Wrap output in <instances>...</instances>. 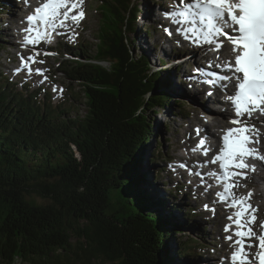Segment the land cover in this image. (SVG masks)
I'll return each instance as SVG.
<instances>
[{"label": "trees", "instance_id": "trees-1", "mask_svg": "<svg viewBox=\"0 0 264 264\" xmlns=\"http://www.w3.org/2000/svg\"><path fill=\"white\" fill-rule=\"evenodd\" d=\"M96 2L93 55L86 51L81 60L78 46L61 47L73 57L62 65L81 87L83 116L42 90H15L0 70V264H177L176 256L201 247L188 238L172 253L184 223L144 188L151 185L145 159L164 158L150 152L154 118L189 113L181 104L171 110L178 103L166 61L155 65L145 52L136 54L138 4ZM3 7L0 0V15ZM4 48L0 34V53ZM35 196L44 203L30 201Z\"/></svg>", "mask_w": 264, "mask_h": 264}, {"label": "rangeland", "instance_id": "rangeland-1", "mask_svg": "<svg viewBox=\"0 0 264 264\" xmlns=\"http://www.w3.org/2000/svg\"><path fill=\"white\" fill-rule=\"evenodd\" d=\"M129 2L138 4L140 11L134 26L135 32L131 35V38L134 39V46L137 48L136 54L145 52L152 64L155 65L158 59H166L168 61L165 67L171 83L169 94L178 103L171 110H178L177 107L181 104L184 106V110L189 113L186 117L174 118L173 112L160 111V114L154 118V130L157 132V141L152 140L150 152L153 153L154 151V154H158L159 151H162L163 153L161 154L164 158L153 156L158 160V162L153 164L149 162L148 157L145 159L144 163L146 169H148V180L151 185H144V188L151 193L154 192L157 196L159 195L158 198L165 201L167 211L174 212L175 216L184 223L182 228L176 229V233L173 236L175 238L169 244L173 254L179 241L184 242L188 238L195 239L202 245V249H197L192 256L187 255L186 258L176 256L177 264H224L230 254L228 248L225 249L224 247V241H227L225 239L227 235L224 231V222H227L226 216L228 213L221 215L217 212L220 209L224 210L229 207L227 202L221 204L220 200L217 201L219 197L211 191V188L214 187L216 176L210 174L213 172H209L206 169L209 164L207 161H210L211 158L208 154L205 160L204 152L210 153L211 150L212 152L214 151L211 146L212 143L216 146V142L214 143L212 138L217 136L220 138L222 133L220 128L217 130L213 126L215 120L219 119L216 113L220 105L215 106L213 110H210L209 107L212 102L218 101L219 104H224L223 96L221 97L217 92L224 93L225 86L223 85L222 89L215 90L212 95H204L201 90L193 88L192 84L197 80L196 76H198L196 70L200 59L196 56V51L190 46L186 45L183 48H176L177 45L176 47L173 46L166 28L164 29V23L167 22L168 18L166 17V12L174 8L171 4H176L177 0H154V2L152 0H129ZM96 3V0L82 1V10L85 12L84 20L80 24L69 26L68 35L56 41L57 45L49 52L47 51V53H50L49 55L45 54L46 52L36 53L43 61V63L39 62L40 68H38L41 71V75L35 74L33 78H28L25 75L16 77L15 72L22 67L20 58L27 60L28 55L35 52L29 49L25 53L17 46L20 40L18 39L19 33L15 31V27L24 23L23 17L33 8L28 7L27 3L22 5L21 0H3V12H5L0 16V33L2 34V42L5 48L0 53V70L6 75L7 81L5 82H9V84L15 83L18 86L15 90L20 91V85L28 81L32 84L31 89L39 88L41 90L42 88L47 94H51L53 104H60L66 108H71L73 105L80 116H83L86 106L83 95H79V93L82 94L81 87L78 82L71 81L67 77L66 69L59 62L60 60L73 58L67 56L66 52L61 48L69 43L79 44L78 47L83 50L82 57L79 58L81 60H85L86 51L89 52L86 56H91L95 52L97 28L99 27V14L94 9ZM19 18L21 21H19ZM82 43L89 47H83ZM78 47L76 46V48ZM207 51L205 52L208 53L207 57L209 55L212 58L215 57L211 49ZM72 53L78 54L79 52L74 49ZM171 56H176L175 61L170 60L171 62H169L167 58ZM186 78L191 80H186ZM11 86L14 87L15 85ZM68 87L72 88L74 94H78V101H72L69 97ZM226 104L229 105L227 111H231L232 106L229 103ZM165 124L170 125V129L167 131L163 128ZM249 124L255 126V129L261 128L259 130V141L262 143L253 144L250 147L258 149V154L264 156V121ZM225 125L229 124L225 123ZM250 135L254 139L256 138L255 133H250ZM198 139L205 141V148L201 149ZM215 152L216 150L213 153ZM202 158L204 160L200 162ZM181 165H184V167H181ZM247 165L249 167L248 171H245L247 178H241L237 181L240 186L236 188L234 195L239 199L247 197L251 193L250 203L253 208L257 209L255 213L257 223L254 225L253 230L260 233V223L264 220V187L262 186V183H264V161L250 158V162ZM196 166L206 177H210V182H208L209 179L208 181L207 179L202 181L201 177L194 174L198 172L195 171ZM159 170L164 171L157 177L155 171ZM192 183L201 185L205 192H200L199 188L193 189L195 186H191ZM173 187L180 188L182 192H175ZM171 190L173 191L172 193H170ZM206 191H210V196L206 195ZM257 192L258 195H256ZM177 193L180 196H177ZM206 197L212 199V204H207V208L204 205ZM30 201L40 204L44 203V200L37 198V196L32 197ZM215 206L218 209L215 208L216 214L214 215L213 207ZM189 209L195 210L193 212L187 211ZM189 214L194 216H191L192 218L188 216L189 222L185 223V216ZM256 243L257 241L254 240L253 244ZM255 251L257 249H252L253 253ZM254 262L255 259L253 258L252 264ZM226 264L228 263L226 262Z\"/></svg>", "mask_w": 264, "mask_h": 264}, {"label": "snow or ice", "instance_id": "snow-or-ice-1", "mask_svg": "<svg viewBox=\"0 0 264 264\" xmlns=\"http://www.w3.org/2000/svg\"><path fill=\"white\" fill-rule=\"evenodd\" d=\"M27 3V0H25ZM79 0H47L38 5L32 14L26 17L27 27L23 29L24 43L36 45L48 34V30L55 32L57 27H63L69 18L76 22L84 17V13L78 9ZM175 15L178 20L172 23L186 24L185 31L194 35L195 41H202L220 50L221 41H231L238 49L235 56L234 69L228 64L219 65L222 71H216V66L209 64L210 70L198 68V72L204 71L208 80L201 81L214 85L219 79L223 82L229 77L228 72L242 74L236 85L238 91L228 97L235 116L231 119L233 125L225 130L222 136L223 148L215 155L209 164L219 163V171L210 173L222 182L223 191L216 195L221 202H227L228 207L236 209L233 215L227 217L234 221L236 231L233 236L225 239L234 243L231 252V264H252L253 258L258 264H264V222L260 223L261 232L254 231L257 223L255 215L257 209L250 203L251 193L247 197L237 199L233 194L234 189L240 185L237 182L241 178H247L245 171L248 168L246 158L264 161V156L258 154L259 150L249 145L259 143V133L254 126H250L249 120L253 110L261 112L264 108V0H177V7L166 12V17ZM45 27H41V26ZM231 31L237 33L233 36ZM181 29H177L179 32ZM170 33L171 29H166ZM215 42V43H214ZM45 54H48L47 52ZM30 56L28 60H32ZM23 63V61H22ZM43 63V61H41ZM40 75V69H36ZM208 95H212L211 92ZM226 111V109H225ZM264 115V112H261ZM248 116L249 120L242 118ZM250 133H255L254 139ZM205 141L198 139V144L203 147ZM207 156L208 152L205 151ZM184 167V165H181ZM203 181L204 173L195 172ZM208 206L205 205V208ZM231 224H226L225 232L231 230ZM246 240H256L257 243H246ZM257 249L255 253L251 249Z\"/></svg>", "mask_w": 264, "mask_h": 264}, {"label": "bare ground", "instance_id": "bare-ground-1", "mask_svg": "<svg viewBox=\"0 0 264 264\" xmlns=\"http://www.w3.org/2000/svg\"><path fill=\"white\" fill-rule=\"evenodd\" d=\"M30 5H32L33 6V4H34V2H35V0H28L27 1ZM171 5H173V4H171ZM3 11V10H2ZM5 12V11H4ZM2 13V12H1ZM162 15V14H161ZM168 20L172 23V21L173 20H175L174 19V16H172V17H168ZM19 21H21V19L19 18ZM18 25H20V24H18ZM25 26H26V24H24ZM185 25L186 24H182V32L184 33V34H186L187 36H190L189 34H187V33H185ZM172 26L174 27V23H172ZM171 29V32L170 33H168L169 34V37L171 38V42H173V43H171V44H173V46H175L176 47V45H177V47L176 48H183V47H185L186 45L188 46V44L186 43V42H183V40H181V39H178V40H176V42L178 41V43L176 44V42H175V39H174V36H175V34H174V30H173V28H170ZM177 36V35H176ZM191 38H192V36H190ZM172 49V48H171ZM172 51H175V50H172ZM170 55V54H169ZM208 55V54H207ZM207 55L206 56H203L202 58H203V60H205L206 58H207ZM232 55H233V50H232V48L230 47V46H225V49L220 53V58L222 59V60H225L226 62L228 61V60H230L231 59V57H232ZM209 57H210V55H209ZM171 59L170 60H173V61H175V58H176V56H171L170 57ZM30 61V60H29ZM211 64L212 65H214V66H219V65H223V64H216L215 63V61H213V62H211ZM28 66V65H27ZM29 67V66H28ZM206 68L208 69V67L206 66ZM220 68V67H219ZM166 69V68H165ZM217 69V68H216ZM217 71H218V69H217ZM201 72H203V71H201ZM229 73L230 72H228V73H226V75L228 76L229 75ZM198 74V73H197ZM206 76V77H205ZM233 76H232V72H231V77L228 79V81H229V85L231 86L232 84L234 85V81H233ZM186 80H191V79H189V78H186ZM204 80H207V75H199V79H197L193 84H192V86H193V88L195 87V89H197V90H201L202 92H203V94L204 95H208V93L209 92H214L215 90H218V89H212V87H211V85L210 84H205L204 83V85H201V81H204ZM217 82H221L220 80L218 81V80H216L215 81V83H217ZM191 83V82H190ZM223 83V84H222ZM28 84V83H27ZM221 85H224V81L223 82H221L220 83ZM42 90V89H41ZM225 90H228V88H225ZM42 92H43V90H42ZM217 94H219L220 96H222L224 93H222V92H217ZM219 96V97H220ZM41 98H42V96H40ZM205 99V98H204ZM223 100V99H222ZM209 102H212V101H209ZM208 102V103H209ZM223 102H224V100H223ZM230 104V103H229ZM217 105H220L219 106V108H218V110H217V113H216V115H217V117L219 116V119H217V120H215V122H214V128L215 129H219V128H222L224 125H225V122H226V119H227V121H228V118H229V114H228V112H226L225 113V109H226V111H227V109H228V107H229V105H227V104H219L218 103V101L217 102H212V104L210 105V107H209V109L210 110H213V109H215V106H217ZM231 105V104H230ZM204 108H205V106H204ZM261 112H264V108H262L261 109ZM261 112H259V113H261ZM233 115H235V112H233ZM226 116V117H225ZM257 121H263L264 120V115H262V114H260V115H257ZM259 123V122H258ZM259 126V125H258ZM261 128L260 127H258L256 130H258V133H259V130H260ZM263 131V130H262ZM264 132V131H263ZM263 132H262V134H263ZM214 134V133H213ZM254 134V133H253ZM262 138V137H261ZM261 140H263V139H261ZM212 141H214V143L216 142V145L217 144H219V146H222L221 145V143H219L220 142V139H219V137L217 136V137H215V138H212ZM206 142H207V140H206ZM208 142H209V140H208ZM259 143H262V142H260L259 141ZM260 145V144H259ZM191 146V145H190ZM261 146V145H260ZM202 148H205V144L203 145V147H201V149ZM259 148V147H258ZM260 149V148H259ZM189 150V149H188ZM263 153V152H262ZM194 155V154H193ZM182 159V158H181ZM205 160H206V157L204 158ZM203 158L201 159V161L200 162H203V160H204ZM254 162V161H253ZM257 162V161H256ZM210 166V172H212L213 171V168L216 170L217 168H218V166H217V164H210L209 165ZM199 168H195V171H199L198 170ZM171 170V169H170ZM181 170V169H180ZM200 172V171H199ZM167 173V172H166ZM204 176H205V174H204ZM260 176V175H259ZM205 178L207 179V181H208V179L210 178V177H206L205 176ZM170 180V179H169ZM209 181H211L210 179H209ZM174 186V185H173ZM251 187V186H250ZM174 188V187H173ZM211 191H212V193H217V192H221V190L220 189H218L217 187H212L211 188ZM206 192H208V191H206ZM210 192V191H209ZM196 195V194H195ZM206 195H208V193L206 194ZM256 195H258V192L256 193ZM207 200H208V198H207ZM262 200V199H261ZM218 201V200H217ZM215 208L216 209H218L217 208V206H215ZM200 219V218H199ZM224 243H225V245H224V247L225 248H227L228 247V241L226 242V241H224ZM193 252V251H192ZM224 262V261H223ZM224 264H226V261L224 262Z\"/></svg>", "mask_w": 264, "mask_h": 264}]
</instances>
